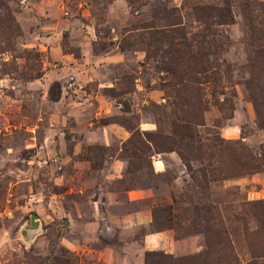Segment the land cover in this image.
<instances>
[{
  "label": "rangeland",
  "instance_id": "1",
  "mask_svg": "<svg viewBox=\"0 0 264 264\" xmlns=\"http://www.w3.org/2000/svg\"><path fill=\"white\" fill-rule=\"evenodd\" d=\"M5 3L0 264H264V0Z\"/></svg>",
  "mask_w": 264,
  "mask_h": 264
},
{
  "label": "trees",
  "instance_id": "2",
  "mask_svg": "<svg viewBox=\"0 0 264 264\" xmlns=\"http://www.w3.org/2000/svg\"><path fill=\"white\" fill-rule=\"evenodd\" d=\"M215 10H216L215 17L217 18V21L222 22V23L227 22L226 20H228L227 18L229 16L228 11L226 9H223V8H216ZM9 21H10V17L8 14V7L5 3V0H0V30L9 29L10 28L8 26ZM179 32H180L179 33V39H181V42L183 43L182 46L186 49H189L188 44L186 42V37L184 36V34H182L181 30ZM201 56H203V54L200 51H197L196 55L189 54V52H188L187 53V60H192V59L194 60L195 57L199 58ZM180 58L181 57L179 56V54L177 52L176 57L172 61H170L169 64H167V66H164V68H166L170 72V74L174 75V78H175V72L178 70V65L181 62V61L179 62ZM185 74H186V72L184 73L183 76H185ZM179 78H183V77H179ZM248 91H249V89H248ZM249 94L251 95V93H249ZM263 99H264V97H262V105H263V109H264V100ZM251 103H252L253 109L256 112V115L259 116V104L255 100V98L251 99ZM261 114L264 117V112L260 113V115ZM182 136L187 137L189 135H182ZM160 149L162 151H166V150L175 151L177 153L178 157L180 158V160L182 161V163L184 164V166L187 169H189V163L187 162L185 156L179 151V149H177V147H176V149H172V147H160ZM207 212H209V211H207ZM162 217H165V214H163ZM152 219H153L154 223L156 222V224L157 223L159 224V221H157V218L155 217L153 212H152ZM207 232H209V229L202 231V233H204V234L205 233L207 234ZM179 261H188V260H186V259L178 260V262H177V260L173 261L170 255H166V254H163L160 252H155V251H146L144 253L143 264H175V263H181ZM203 261H205V258ZM185 264H191V263L186 262Z\"/></svg>",
  "mask_w": 264,
  "mask_h": 264
}]
</instances>
